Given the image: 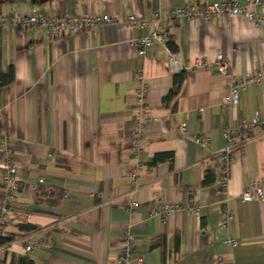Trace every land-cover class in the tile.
<instances>
[{"label": "crops", "instance_id": "1", "mask_svg": "<svg viewBox=\"0 0 264 264\" xmlns=\"http://www.w3.org/2000/svg\"><path fill=\"white\" fill-rule=\"evenodd\" d=\"M209 1L188 0L195 8ZM183 2L0 0L5 16L108 13L115 20L94 33L58 38L38 26H0V71L9 65L14 71L13 82L0 87V137L21 180L0 264H116L126 228L135 242L129 264L137 256L142 264H264V201L239 197L250 179L264 178V129L234 153L225 188L214 156L227 125L264 113V26L241 15L215 21L171 16ZM250 9L264 17V3ZM134 13L167 35L183 65L209 63L184 72L169 102L163 100L174 78L168 52L155 43L138 54L134 42L145 31L127 21ZM218 51L229 56L237 76L263 75L240 90L234 111L223 104L227 79L215 71ZM140 118L146 126L133 156L131 132ZM166 153L171 158L152 163ZM136 163L141 170L133 186L128 173ZM207 167L215 168V179L204 185ZM190 199L199 203L197 215L185 209ZM165 202L181 210L149 215ZM225 208L230 215L221 227Z\"/></svg>", "mask_w": 264, "mask_h": 264}, {"label": "built area", "instance_id": "2", "mask_svg": "<svg viewBox=\"0 0 264 264\" xmlns=\"http://www.w3.org/2000/svg\"><path fill=\"white\" fill-rule=\"evenodd\" d=\"M259 3H264V0H246L245 4H241L236 0H213L200 5L195 8L188 0L170 11L171 16L182 17L189 21H194L196 17H203L209 21H215L219 18L230 19L235 16H244L250 20L254 25L264 26V17L255 14L250 9V6ZM127 21L135 26L140 27L145 32L134 44L137 47L139 55L145 53L146 48L155 43L164 45L168 52V66L173 74L181 72H189L194 68H205L209 65L207 61H197L193 66H185L174 52H172L167 45V35L161 32L156 26L152 25L150 19L139 17L136 13L130 14ZM114 18L108 13H83V14H69L63 16L36 14L31 13L27 15H9L5 16L0 13V26L13 25L21 29H28L30 27L38 26L43 33L51 38L61 37L65 33L79 34L86 29L94 33L98 26L104 23H114ZM214 67L216 73L222 75L227 79L226 92L223 97V104L229 111H234L239 101V93L244 89L246 84L250 81L259 80L263 77L260 71L249 72L243 76H237L232 70V61L221 51L216 53L214 59ZM146 93V85L143 81L138 96L140 99L144 98ZM145 119H138L131 132V147L128 150L129 154L137 156L141 149V140L145 130ZM181 131L185 129V125L180 127ZM264 129V113H254L252 117H243L238 121L236 127L227 125L223 131L224 146L215 153V158L218 162L220 171V187L225 188L228 182L229 166L233 159L234 153L238 151L245 141L249 140L252 133ZM197 142H205L206 137L197 136L194 138ZM0 148L2 150V160L0 161V249L5 244L3 241L5 225L8 221L9 211L12 206V201L15 197L21 194V180L18 175L15 159L9 149L7 148L5 137H0ZM141 164L136 163L129 169V178L131 185L135 186ZM38 182H42L43 178L39 177ZM239 197L242 201H249L257 199L264 201V178L250 179L249 183L243 187ZM138 202H133L132 206H137ZM185 209L194 215L199 212V203L195 199H190L185 205ZM180 205L171 202H165L158 207H151L149 215H161L163 217L172 212L180 211ZM230 215L228 208L222 212L219 226L225 227ZM123 248L117 253L116 264H129L130 258L134 253V235L126 228L123 232ZM231 246L235 244L234 239L227 240ZM30 245L25 246V251L30 250ZM133 264H142L143 258L141 256L135 257ZM226 264H235L233 260L226 262Z\"/></svg>", "mask_w": 264, "mask_h": 264}, {"label": "trees", "instance_id": "3", "mask_svg": "<svg viewBox=\"0 0 264 264\" xmlns=\"http://www.w3.org/2000/svg\"><path fill=\"white\" fill-rule=\"evenodd\" d=\"M167 45L169 46L170 49L173 50V47L171 46L170 42H167ZM184 72L181 73H176L174 74L173 78V86L169 93L163 98L165 102H169L172 100L175 96L178 95L181 85L184 80ZM14 80V71L12 65H9L5 71H0V87L8 86L11 84ZM165 158H171L170 153L166 154H159L156 155L152 161V163H156L159 160H163ZM215 179V168L214 167H207L204 172V176L202 178V183L204 185H208L212 183ZM26 264H32L31 262H26Z\"/></svg>", "mask_w": 264, "mask_h": 264}]
</instances>
